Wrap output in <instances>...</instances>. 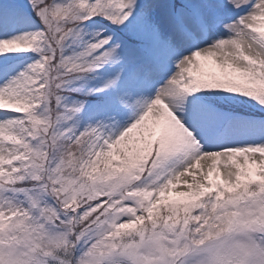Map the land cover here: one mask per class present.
I'll return each mask as SVG.
<instances>
[{
    "label": "snow or ice",
    "instance_id": "6c2138e0",
    "mask_svg": "<svg viewBox=\"0 0 264 264\" xmlns=\"http://www.w3.org/2000/svg\"><path fill=\"white\" fill-rule=\"evenodd\" d=\"M0 264H264V0H0Z\"/></svg>",
    "mask_w": 264,
    "mask_h": 264
}]
</instances>
